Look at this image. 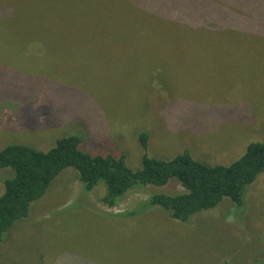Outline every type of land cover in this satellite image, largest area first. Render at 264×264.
<instances>
[{
	"label": "rangeland",
	"instance_id": "obj_1",
	"mask_svg": "<svg viewBox=\"0 0 264 264\" xmlns=\"http://www.w3.org/2000/svg\"><path fill=\"white\" fill-rule=\"evenodd\" d=\"M152 1L140 0L137 5L153 16L179 19L171 8L157 7L161 3ZM2 3L13 6L24 19L28 16L58 26L71 25L74 29L67 32L73 36L90 37L117 49L112 50L113 57L105 56L110 61L99 68L95 66L98 62L94 63L96 55L88 50H67L63 55H49L50 59L32 50L42 59L37 63L30 59V50L0 47V118L6 122L0 127V150L9 144H26L45 151L69 134L82 135L84 143L88 140L86 107L65 101L61 91L51 95L45 88L37 92L26 89L30 77L73 80L87 103L100 110L108 106L109 114L126 121L111 123L118 131L107 147L124 154L133 169L140 166L142 150L137 138L142 131L148 133L151 156L171 157L187 148L196 159L209 164H228L249 142H264V45L244 48L233 40L226 47L219 32L207 29L201 34L183 31L186 36H181L179 47L168 34L169 44L151 45L128 20L127 0H0ZM35 8L38 12L30 10ZM220 39L219 47L216 42ZM115 65H132L140 75L130 70L123 74ZM64 83L74 87L71 82ZM24 106L39 116L19 114V124L9 125ZM34 117L37 128L29 123ZM199 121L203 127L195 133L193 124ZM52 123L62 126L53 128ZM9 126L13 130H8ZM8 177L10 170L1 169L0 194ZM182 191L176 181L162 188L139 186L107 208L100 202L103 184L98 182L85 192L76 172L68 168L31 205L29 216L12 228L0 248V264L264 261V173L249 187L243 214L224 199L196 214L193 225L167 218L168 212L160 207L128 221L108 216L137 210L153 194Z\"/></svg>",
	"mask_w": 264,
	"mask_h": 264
},
{
	"label": "trees",
	"instance_id": "obj_2",
	"mask_svg": "<svg viewBox=\"0 0 264 264\" xmlns=\"http://www.w3.org/2000/svg\"><path fill=\"white\" fill-rule=\"evenodd\" d=\"M33 1L38 3V0ZM138 1L140 0H127L126 15L139 36L151 45H157L161 41L169 44L168 34V37H174L173 45L179 47L181 36H186L183 31H199L201 34L202 29L219 32L224 37L223 42L226 41V47L234 43L233 40L238 43V47L244 48L264 45V0L152 1L161 3L157 7L171 8L173 14L178 15L177 20L146 13L137 5ZM10 6L8 3L0 4V47L30 50L33 62L38 63L41 58L34 55L32 50L45 53L47 59L52 58L49 55H63L67 50H88L96 55L94 63H98L95 66L101 68L102 64L110 61L105 56L113 57L112 50L117 49V46H108L110 43L105 45L90 37L73 36L67 32L74 29L71 25L58 26L38 17V20H30L36 18L28 16L24 19L18 10L11 9L13 6ZM37 9L39 8L30 10L38 12ZM200 34L198 36H202ZM220 43L221 39L216 45L220 47ZM121 46L122 44L118 47ZM115 66L123 74L130 70L133 74L140 75L132 65ZM43 78L45 81H42ZM63 81L73 83L74 87L60 82L59 78L56 80L47 77H30L29 83L24 87L33 92L45 88L51 95L61 91L65 95V101L82 103L86 107L84 114L88 116L85 121L88 140L84 143L82 135L69 134L57 139L45 151L26 144H9L0 150V170H10V177L4 180L3 192L0 194V248L15 224L29 216L31 205L42 198L53 180L68 168L76 172L77 180L85 192H89L98 182L103 184L104 194L100 202L107 208H113L130 190L139 186L162 188L171 181H176L183 189L174 195L153 194L137 210L108 215L113 219H139L155 207H160L168 212L167 218L193 225L196 214L216 207L224 199L231 201L239 214L244 213L246 193L257 177L264 173L263 141L249 142L242 154L228 164H209L196 159L187 148L171 157L151 156L148 153V133L142 131L137 138L142 150L140 166L133 169L128 166L124 154H115L107 147L109 139L118 131L111 123L115 119L126 121L117 114H109L108 106L100 110L96 104L87 103V98L80 93L79 86L73 80ZM55 113L59 116L58 111ZM19 114L39 116L35 110L31 111L30 106H24L16 111L14 119L8 124H19L16 120ZM5 123L1 119L0 127ZM29 123L36 125L33 128L39 127L35 124L36 118ZM193 125L194 132L200 133L203 122ZM51 126L61 128L62 124L52 123ZM7 129L13 130V127L9 126ZM177 132L179 130H175ZM261 227L264 238V213ZM258 264H264V261H259Z\"/></svg>",
	"mask_w": 264,
	"mask_h": 264
}]
</instances>
